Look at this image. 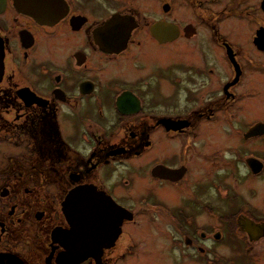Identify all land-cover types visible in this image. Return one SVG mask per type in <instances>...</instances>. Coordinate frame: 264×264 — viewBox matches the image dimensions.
I'll list each match as a JSON object with an SVG mask.
<instances>
[{
  "label": "flooded vegetation",
  "instance_id": "obj_1",
  "mask_svg": "<svg viewBox=\"0 0 264 264\" xmlns=\"http://www.w3.org/2000/svg\"><path fill=\"white\" fill-rule=\"evenodd\" d=\"M174 3L0 0V139L13 146L0 158V264H61L64 235L95 247L73 264H121L137 246L127 229L145 215H163L182 233L171 240L183 259L167 252L168 264L264 254V197L250 202L230 182L236 160L247 178H264V155L246 152L264 141V120L240 129L237 158L218 150L220 140L234 143V130L200 129L221 114L233 129L239 86L264 69V0H180L179 20ZM242 17L254 24L247 48L232 29ZM177 44L189 57L170 61ZM203 48L213 63L196 58ZM217 57L228 78L207 94L190 89L183 104L175 94L183 76L172 89L154 83L171 68L215 75ZM130 63L140 76L125 84ZM187 99L202 106L188 109Z\"/></svg>",
  "mask_w": 264,
  "mask_h": 264
},
{
  "label": "rangeland",
  "instance_id": "obj_2",
  "mask_svg": "<svg viewBox=\"0 0 264 264\" xmlns=\"http://www.w3.org/2000/svg\"><path fill=\"white\" fill-rule=\"evenodd\" d=\"M157 1V0H156ZM174 11L172 13V18H177L179 20L180 13L182 10L180 0H175L174 3ZM253 22L250 21L249 18H236L234 21V26L232 29L234 30V37L236 40L247 48L248 39L250 31L253 27ZM251 27V29H250ZM230 28V26H229ZM205 32V31H204ZM182 46L184 45H175L172 46L170 51V61H179L182 59V57L188 58V51L187 49H182ZM132 58V53L126 54L122 60L125 62H130ZM197 59H202L203 63L207 59V61H212V63L216 60V58L213 59V57L209 54L208 51H206L204 48L202 49V52L197 53L196 56ZM218 63L217 68L218 71L215 75L208 74L205 70L203 74H199L196 72H187V71H180L177 68H171L170 76L161 82L156 81L154 79V83L158 82L161 83L160 86H170L172 89L174 84L172 81V78L174 75H181L184 77L182 83V86L178 87L176 89L177 98L176 101L179 104L184 103L185 95L189 93L190 89H196L201 88L202 90L198 93L201 95L202 93L207 94L209 90L212 89H219L220 86H215L217 84H221L224 80L228 78L226 71L224 69L225 65H223V60L220 59V57H217ZM264 61V59L262 58ZM134 68H138L136 64L130 63L128 66V71L126 72V69L124 70L125 77L122 81H124L125 84H131L132 81L140 76V74L134 73ZM140 71V69H139ZM193 82L196 83H204V86H192ZM264 83V69L261 72H250L248 73L247 77L243 81L242 86H239V91L242 93V97L238 100V102L234 105L233 108V115L231 116L233 122L234 128L232 129L228 123L226 124L225 120L222 117V114L220 117H218V120L212 121L209 123H204L200 129L204 130H224V131H232L234 132L231 134L232 136H236L235 139H233V144H229L227 141H223L218 145L219 150V157L222 159L223 157L227 159V157H238V151L236 148L238 147L240 140V129L243 127L245 128L250 123L256 121L257 119H263L264 120V86L262 84ZM186 104L188 105V109L191 107L199 108L202 106V99L192 101L194 104L193 106L189 105L188 99L185 100ZM257 103H259V106H257ZM257 107H256V106ZM249 145H246L248 147V150L246 152L259 150L261 154L264 155V141H255L252 143H248ZM233 146L234 148L230 149V147ZM12 145H9L4 138L0 139V158L3 157V153L12 151ZM223 165H219L217 168H219V171L224 170L225 163L223 161H220ZM236 162V166L231 167L232 170L235 172L231 175V185L238 192L239 194L243 195L248 199L250 202H258L263 199L264 195L262 196L259 192V190L263 189L264 191V178L261 180H253L252 178H247L244 175V168L240 169L242 166L239 163ZM142 162H140L141 164ZM231 165V164H228ZM242 170V171H241ZM237 173L242 174L240 178L237 177ZM149 186L148 184L145 186V189H147ZM161 195L162 201H170L173 202L174 199H171L170 197H167L166 194L163 192H159ZM178 202L181 201L179 198V195L176 199ZM130 237L134 238V243L136 246L135 252L131 255H126L123 257L121 264H168V254L175 255V257L178 259H183V257H179L178 255V249H176V246L172 244L171 237L177 236L181 237L180 230L172 223H170V219L167 217H164L163 215L156 216L155 218H150L148 215H145L141 218H139L137 224H131L129 228ZM146 231V232H145ZM146 233V234H145ZM128 234V235H129ZM166 236L167 240H163V237ZM128 237V236H126ZM127 242V238H126ZM130 242V238H128V243L123 245V251L127 252V245ZM170 242V244L168 243ZM185 255L187 256V252L189 253L188 248L185 249ZM190 252H193L192 250ZM188 259L187 257H184ZM192 260V259H191ZM189 261V260H188ZM198 261V260H197ZM194 260L191 261V263L187 262L184 264H194ZM199 262V261H198ZM200 264H205L204 262H199ZM222 264V263H221ZM243 264H264V254H260L258 256H255V258H251L249 260H246L243 262Z\"/></svg>",
  "mask_w": 264,
  "mask_h": 264
},
{
  "label": "water",
  "instance_id": "obj_3",
  "mask_svg": "<svg viewBox=\"0 0 264 264\" xmlns=\"http://www.w3.org/2000/svg\"><path fill=\"white\" fill-rule=\"evenodd\" d=\"M3 65H4L3 50L0 49V78L2 76ZM259 125L261 126L263 125V123L256 124L253 128L258 129ZM71 219H72V216H71ZM74 228L76 229L77 238L83 239L84 237L83 225H77L75 223ZM63 239L66 241L65 246H66L67 251L64 253V256L62 257L61 264H73L77 261H80L84 257H86V255H93V253L95 252V247L91 249L89 247H84L83 240H80L77 242V240H74L73 238L68 237V235H64Z\"/></svg>",
  "mask_w": 264,
  "mask_h": 264
}]
</instances>
